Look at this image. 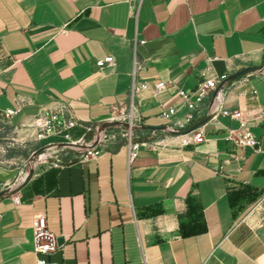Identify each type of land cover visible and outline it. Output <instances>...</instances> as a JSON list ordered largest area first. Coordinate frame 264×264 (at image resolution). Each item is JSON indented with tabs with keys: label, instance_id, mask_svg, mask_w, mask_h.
Listing matches in <instances>:
<instances>
[{
	"label": "crops",
	"instance_id": "obj_1",
	"mask_svg": "<svg viewBox=\"0 0 264 264\" xmlns=\"http://www.w3.org/2000/svg\"><path fill=\"white\" fill-rule=\"evenodd\" d=\"M107 56L112 64L95 66ZM263 58L264 0H0V124L30 133L41 112L63 110L78 122L75 140L128 106L133 81L144 86L133 100L140 125L183 122L177 90L193 102L202 78ZM220 102L241 113L260 151L229 140L239 121L219 111L201 143L165 134L131 159L110 143L96 158L38 166L0 198V264H35L38 214L63 240L43 257L56 264H264V76L236 78ZM205 115L192 110L194 122ZM14 177L0 171L3 188Z\"/></svg>",
	"mask_w": 264,
	"mask_h": 264
},
{
	"label": "built area",
	"instance_id": "obj_2",
	"mask_svg": "<svg viewBox=\"0 0 264 264\" xmlns=\"http://www.w3.org/2000/svg\"><path fill=\"white\" fill-rule=\"evenodd\" d=\"M140 1V0H139ZM113 59L111 56H107L103 59L97 60L95 66L98 68L103 67L106 64H112ZM226 76H221L218 79H207L202 78L196 85L195 92L196 97L193 102L188 100V94L183 90H177L176 95L182 98V101L186 107V113L184 115L183 122H176L174 124L165 125L173 130H186L189 126L193 124L192 110L198 106H205L206 114L209 110L210 97L213 90L217 85L225 79ZM164 87V83L159 82L155 85L154 92H158ZM144 88V86L137 87L132 82L129 96H128V106L125 108H115L111 112L110 116L103 122H117L124 123L128 125V129L124 128H113L107 129L113 132L115 129H121L123 134V143L126 145L128 150V158L131 159L136 156L137 151L140 146L144 145L146 141L140 140L135 135L136 131L140 125L136 118L133 116V100L135 94L139 89ZM222 91V90H221ZM215 101V104L211 108L212 118L216 116L219 112L223 116H228L231 119L239 121V130H229L228 139L231 140L234 144L238 146L249 147L254 151H260V142L248 131L244 130L245 121L242 119L241 113L239 111H226L221 109L220 94ZM252 94L255 95V91H252ZM14 113L13 110H5L4 114L6 117L11 116ZM176 113V106L172 105L166 110H162L159 114V117L164 121H170L171 117ZM257 120L259 122H264V107H262L257 115ZM35 128V137L37 141H47L46 147H56L57 144H90L93 142L96 137L98 138L97 144L87 150H84V155L82 158H96L99 156L102 150L104 143V138L106 137V130L99 132L97 128L93 131L92 128L87 129V133H92V139L86 142V136H81L73 140L69 134V130L78 125L77 120L70 115L69 113L63 110H47L41 112L34 120ZM134 128V129H133ZM151 132V131H150ZM152 133H162V132H152ZM165 134V133H162ZM182 138V143L187 144H196L204 141L202 133L199 129L192 131L186 135L180 136ZM52 140V141H50ZM55 140H60L61 142H55ZM50 141V142H49ZM25 176V173H22L17 182H20ZM32 241H33V254L36 256L35 264H56L54 262L48 261L43 257L50 256L55 253L60 246L57 245V238L48 232L46 225V218L44 214H38L35 216L32 224Z\"/></svg>",
	"mask_w": 264,
	"mask_h": 264
},
{
	"label": "rangeland",
	"instance_id": "obj_3",
	"mask_svg": "<svg viewBox=\"0 0 264 264\" xmlns=\"http://www.w3.org/2000/svg\"><path fill=\"white\" fill-rule=\"evenodd\" d=\"M261 65L264 66V60ZM97 127L98 124L91 128L94 131ZM32 130L30 133H24L20 129L0 124V171L15 174L9 186L15 185L18 181L15 178L24 173L33 162L35 163V169L38 166L56 167L76 161L84 155L83 151L79 149H70L63 146L46 147L47 141H37L34 126H32ZM122 134L121 129H115L113 132L106 130L103 146H111L110 143H123ZM135 135L138 139L144 141H151L165 136V134L145 130L136 131ZM90 139H92L91 132L87 134L86 142ZM55 142L61 141L55 140ZM1 183L0 181V190L4 189Z\"/></svg>",
	"mask_w": 264,
	"mask_h": 264
},
{
	"label": "water",
	"instance_id": "obj_4",
	"mask_svg": "<svg viewBox=\"0 0 264 264\" xmlns=\"http://www.w3.org/2000/svg\"><path fill=\"white\" fill-rule=\"evenodd\" d=\"M250 74H255V75H263L264 76V66L263 65H257V66H250L247 68H243L242 70H239L238 72H235L231 75L226 76L225 79H223L217 87L213 90L211 97H210V103H209V112L201 119L195 121L191 126H189L186 130H173L168 128L165 125L161 126H140L138 129L140 130H147L151 132H162L165 134H171V135H176V136H182L186 135L192 131H195L199 129L201 126H203L206 122H208L211 117L213 112H211V108L215 104V101L222 90V88L235 80L236 78L244 75H250ZM113 128H124L128 129V125L124 123H117V122H101L98 124L97 130L99 132L107 130V129H113ZM134 129V128H133ZM98 138L91 142L90 144H79V145H72V144H57L56 147L58 146H63L65 148H70V149H79L81 151L90 149L94 147L97 144ZM35 170V163L33 162L31 165H29L28 169L24 172L25 176L24 178L20 181L17 182L13 186H8L4 189L0 190V198L6 197L13 195L20 191L31 179V177L34 174ZM63 240L62 238L57 239V245L60 246L62 244Z\"/></svg>",
	"mask_w": 264,
	"mask_h": 264
},
{
	"label": "trees",
	"instance_id": "obj_5",
	"mask_svg": "<svg viewBox=\"0 0 264 264\" xmlns=\"http://www.w3.org/2000/svg\"><path fill=\"white\" fill-rule=\"evenodd\" d=\"M264 60V59H263Z\"/></svg>",
	"mask_w": 264,
	"mask_h": 264
}]
</instances>
